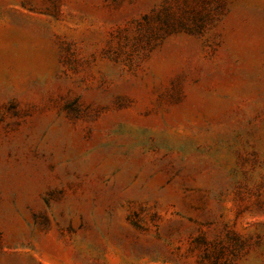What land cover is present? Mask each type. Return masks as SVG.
Here are the masks:
<instances>
[{"label": "rangeland", "instance_id": "1", "mask_svg": "<svg viewBox=\"0 0 264 264\" xmlns=\"http://www.w3.org/2000/svg\"><path fill=\"white\" fill-rule=\"evenodd\" d=\"M0 264H264V0H0Z\"/></svg>", "mask_w": 264, "mask_h": 264}]
</instances>
